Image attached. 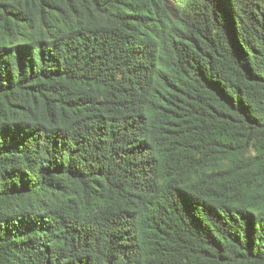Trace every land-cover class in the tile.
<instances>
[{"label":"trees","instance_id":"16d2710c","mask_svg":"<svg viewBox=\"0 0 264 264\" xmlns=\"http://www.w3.org/2000/svg\"><path fill=\"white\" fill-rule=\"evenodd\" d=\"M0 264H264V0H0Z\"/></svg>","mask_w":264,"mask_h":264},{"label":"rangeland","instance_id":"374dc122","mask_svg":"<svg viewBox=\"0 0 264 264\" xmlns=\"http://www.w3.org/2000/svg\"><path fill=\"white\" fill-rule=\"evenodd\" d=\"M262 144L261 136L257 135L253 141L252 148L249 151V154H252L254 152V149Z\"/></svg>","mask_w":264,"mask_h":264}]
</instances>
